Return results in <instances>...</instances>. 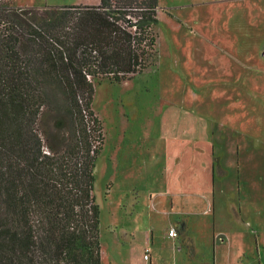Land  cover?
<instances>
[{"label":"rangeland","instance_id":"1","mask_svg":"<svg viewBox=\"0 0 264 264\" xmlns=\"http://www.w3.org/2000/svg\"><path fill=\"white\" fill-rule=\"evenodd\" d=\"M4 4L44 9L99 0ZM158 7L150 67L120 84L94 82L91 108L103 136L93 190L101 264H149V228L159 249L168 219L189 204L208 214L197 230L189 226L191 234H221L218 250L264 264V0H158ZM168 202L171 217L162 214ZM189 216L171 229L178 234Z\"/></svg>","mask_w":264,"mask_h":264},{"label":"trees","instance_id":"2","mask_svg":"<svg viewBox=\"0 0 264 264\" xmlns=\"http://www.w3.org/2000/svg\"><path fill=\"white\" fill-rule=\"evenodd\" d=\"M158 9L0 6V264H101L94 82L150 67Z\"/></svg>","mask_w":264,"mask_h":264},{"label":"crops","instance_id":"3","mask_svg":"<svg viewBox=\"0 0 264 264\" xmlns=\"http://www.w3.org/2000/svg\"><path fill=\"white\" fill-rule=\"evenodd\" d=\"M199 206V205H198ZM197 205L189 204L187 208L182 212H178L175 217L169 218V231L174 224V221L184 214H190L189 217H186V220L180 221L177 226H180V232L177 234L175 238L169 236L165 237L162 246L159 249L154 245L157 238L154 234V229L151 226L150 229V239L147 240L144 248L143 261L148 262L149 264H251L250 261H244L240 256L244 257L242 252H237L233 257L231 248L224 250H218L216 247L224 242V239H221V234H216L214 239L213 232L210 237L204 236L202 234L200 236H194L190 232V225L195 226L196 230L204 225L200 220L201 217L208 215L202 213L199 210H193L192 208H197ZM153 210L156 212V207L152 206ZM174 207V202L169 204L168 207H163L162 214L168 215L171 217L173 213L171 212ZM171 210V211H170ZM159 213V212H158ZM171 221L174 223H171ZM173 229V228H172ZM204 236V237H203ZM197 237V238H196ZM200 238V239H198ZM225 238V237H224ZM226 241L229 243L227 238ZM199 240V241H197ZM221 240V241H220ZM225 243H223L224 245ZM214 245H217L216 247ZM221 245V244H220ZM231 246V244H230ZM164 247V248H162ZM148 255V259H145L144 256ZM257 263H259V255L256 256Z\"/></svg>","mask_w":264,"mask_h":264},{"label":"built area","instance_id":"4","mask_svg":"<svg viewBox=\"0 0 264 264\" xmlns=\"http://www.w3.org/2000/svg\"><path fill=\"white\" fill-rule=\"evenodd\" d=\"M169 236L172 237V238H175V237L177 236V234H176V232H175L174 229H170V231H169ZM144 258H145V259H148V255L146 254V255L144 256Z\"/></svg>","mask_w":264,"mask_h":264}]
</instances>
